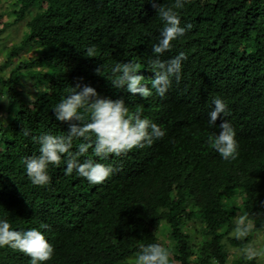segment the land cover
<instances>
[{"label":"trees","instance_id":"1","mask_svg":"<svg viewBox=\"0 0 264 264\" xmlns=\"http://www.w3.org/2000/svg\"><path fill=\"white\" fill-rule=\"evenodd\" d=\"M0 3V18L15 14L12 23L26 27L20 40L10 41V33L0 42V217L20 230L48 225L43 231L54 252L42 264H134L139 246L149 243L168 249L172 264H264L246 255L264 233V0H186L178 14L192 28L161 57L185 53L181 79L164 97L153 91L148 98L110 79L115 63L128 60L140 64L146 86L155 78L146 64L162 22L152 0ZM26 49L33 54L4 74ZM77 84L123 99L130 112L139 107L165 135L109 154L101 162L114 171L100 184L64 175L62 162L49 167L47 185H33L23 168V158L38 151L32 137L66 134L68 122L56 120L52 108ZM214 97L226 102L225 119L236 132L234 160L207 143L221 122L218 116L217 126L207 123ZM80 142L74 139L73 151ZM84 155L96 159L91 148ZM240 220L247 231L237 239ZM0 264L30 258L4 246Z\"/></svg>","mask_w":264,"mask_h":264},{"label":"clouds","instance_id":"2","mask_svg":"<svg viewBox=\"0 0 264 264\" xmlns=\"http://www.w3.org/2000/svg\"><path fill=\"white\" fill-rule=\"evenodd\" d=\"M185 2L186 0H174L171 5H165L158 0H152L162 27L158 41L152 45L154 55L146 64L155 73V78L150 80V86H146L145 77L138 74L140 64L131 60L117 62L112 67L110 81L113 86L125 87L126 91L139 94L143 98L153 95V91L157 96L164 97L173 80L181 79L185 53L178 52L168 59L161 57L173 47V41L182 38L192 28L191 23L181 25L180 22L178 10L184 7ZM86 51L88 56H95L93 47ZM211 103L207 121L209 127L217 126L215 122L218 116L221 117V122L218 125L219 131L207 137L208 146L222 159L234 160L239 155L238 141L233 125L225 119L229 114L227 104L220 97H214ZM52 113L56 120L68 122V128L64 135L42 132L32 137L38 145V151L23 158V168L33 185H47L50 180L49 167H58L62 162L65 165L64 175L75 173L92 185L100 184L114 171L111 164L101 162L109 154L119 156L133 148L150 146L166 132L160 125L142 116L139 107L134 113L130 112L123 99L98 97L96 89L87 84H77L68 89L67 94L54 105ZM23 134L27 136L28 130L25 129ZM78 138H83L85 142L76 144L73 151V141ZM89 148L96 159L84 155ZM242 223V220L237 221L232 233L237 239L246 235L247 230L241 226ZM47 227L48 225L41 223L39 227L15 229L10 226L6 217H0V248L7 246L18 250L30 258V264H42L54 252L53 245L46 239L43 231ZM246 255L249 259L264 257V247L246 250ZM134 264L172 262L168 249L160 243H149L139 246L134 254Z\"/></svg>","mask_w":264,"mask_h":264},{"label":"rangeland","instance_id":"3","mask_svg":"<svg viewBox=\"0 0 264 264\" xmlns=\"http://www.w3.org/2000/svg\"><path fill=\"white\" fill-rule=\"evenodd\" d=\"M4 3H5V1H4ZM1 9H3V8L1 7V3H0V10ZM14 19H15V14H12V13H10L9 15L5 14V16L0 18V29L4 28L6 26L4 31L1 33V36H2V38L0 39L1 43L7 41L6 38L8 37V34H10V33H11L10 36H9L10 37V41H12V40L13 41H18V40L21 39L23 33L25 32L26 27L24 26V24L21 25L19 23H17V24L12 23V22H14ZM8 43H10V42L8 41ZM34 50H36V48H34ZM32 54H33V49H32V51L31 50L28 51L26 49L23 56L16 57L15 61L12 64L9 63L7 66L3 67V69H2L3 73L8 75L9 70L13 66H15L16 63H18L22 59L25 60L26 58H28ZM3 59H4V54L1 53L0 54V65H1ZM33 98H34V93H31L30 95L27 96L28 100H32ZM263 242H264V233H261V234H259L257 240L254 242L256 244L257 248L249 246V251L264 247V243ZM231 249L232 250H236V248H234V247H232ZM262 258L264 259V257H262Z\"/></svg>","mask_w":264,"mask_h":264}]
</instances>
